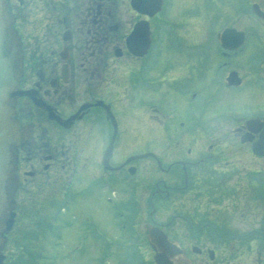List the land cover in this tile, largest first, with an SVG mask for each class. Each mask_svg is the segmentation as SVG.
Instances as JSON below:
<instances>
[{"label": "flooded vegetation", "instance_id": "af4514ba", "mask_svg": "<svg viewBox=\"0 0 264 264\" xmlns=\"http://www.w3.org/2000/svg\"><path fill=\"white\" fill-rule=\"evenodd\" d=\"M8 4L21 41L23 67L18 83L22 94L15 104L19 138L15 146L17 186L11 230L27 218V227L33 225L31 228L37 232L56 233L65 239L69 230L75 236L82 234L81 242L86 235V243L95 245L98 196L111 205V218L116 217L123 231L140 226V208L137 201L131 203L135 189L131 193L129 177V168L134 166L135 173L137 166L135 160L125 163L131 153L115 159L117 143L129 138L130 126L125 122L132 118L139 121L140 112L151 121H164L162 73L153 71L162 55L164 36L175 39L170 33L174 32L171 27H175L172 21L177 16L178 0H8ZM239 50L227 51L217 45L221 61L214 65L220 74V87L237 91L236 96L248 87L235 68L226 69L223 64ZM233 70L241 78L239 85L228 82ZM151 73L157 76L147 79ZM176 76L179 73L174 72L167 78ZM146 89L155 90L154 96L146 98ZM190 97L188 116L193 118L198 103L203 101L193 92ZM217 117L220 129L208 127L205 132L214 136L231 134L236 151L248 144L250 153V144L240 141L244 121L247 117L258 118L264 127V112L241 115L227 129L221 127L222 114ZM111 139L112 153L104 168L101 159ZM215 148L209 143L205 153L193 156L189 148L184 154L173 146L146 157L156 169L147 206L158 215L166 202H173V212L166 221L156 214L154 219L153 212H148L149 221L141 224L142 237L153 250L147 228L156 225L178 248L167 257L166 264H258L256 257L249 262L231 259L239 255L243 241L258 240L259 232L264 230V212L256 227L245 232L232 228L221 212L227 194L225 178H215L214 173L204 178L195 176L200 167H215ZM202 196L207 206L213 204V211H195L194 201ZM259 197L264 201V194ZM252 200L257 210V189ZM200 233L202 240H197ZM133 243L140 246L139 242ZM226 249L229 252L224 257L222 250Z\"/></svg>", "mask_w": 264, "mask_h": 264}, {"label": "rangeland", "instance_id": "374dc122", "mask_svg": "<svg viewBox=\"0 0 264 264\" xmlns=\"http://www.w3.org/2000/svg\"><path fill=\"white\" fill-rule=\"evenodd\" d=\"M253 1L264 10V0H178L175 9L177 16L172 21L175 27H171L174 32L169 35L175 39L168 40L167 36H164L165 40L160 47L162 55L158 58L156 69L153 71L160 70L162 73L158 72L162 75L160 87L163 90L164 121H151L140 112L139 121L132 118L128 123L125 122L130 126L129 138H123L122 142L119 139L115 156L116 159L125 153L145 152L142 150L147 149L158 154L165 151L166 147L173 146L179 147L184 154L189 148L192 155L196 156L205 153L209 143H214L216 148L213 156L218 158L215 162L216 168L200 167L195 170V176L204 178L214 173L215 178L221 176L225 178L223 183L227 193L224 199L225 207L222 210L220 207L218 211L221 210L223 218L230 222L232 228L236 227L243 232L256 227V222L260 223L263 220L264 201L259 196L263 197L264 194V158L249 153L248 144H242L241 149L236 151L233 143L235 139L231 134L224 136L220 133L214 136L208 135L205 130L208 127L220 129L217 127L218 114L224 117L220 119L223 123L221 127L227 129L232 126L230 123L232 120L238 119L244 111L246 113L252 110L255 105L264 110V23L252 13ZM224 26H233L248 33V42L246 45L244 43L242 50L227 58L228 62L223 64L226 69L235 68L242 76L244 86L248 87L245 91L241 89L239 96L235 95L237 91L233 93L230 89L220 87V74L214 68L215 63L221 59L216 52L219 43L215 40L214 34ZM189 57H193V60H188ZM182 70L185 72H181ZM174 72L179 73V76L167 78ZM155 74H148L147 79H151ZM132 81L133 78L130 82ZM154 91L146 89L144 91L146 98L153 97ZM191 91L197 95L199 101H203L198 103L193 119L187 116L188 101L192 99ZM220 107H224L222 112ZM181 120H184V124H180ZM138 129L143 130L139 133L136 131ZM168 155L166 154L167 157ZM134 162L137 169L129 176L130 191L133 193L135 189V196L131 195V199L134 196L137 200H131V203L138 202L140 213L137 216L140 217L142 224L149 221L148 212H153L147 204L149 194L154 189L156 169L155 163L146 157ZM256 189L257 210L256 202L252 200ZM114 192L117 196V191ZM206 203L205 196L196 199L195 211L197 209L213 211L211 208L213 204L207 206ZM172 205L173 202H166L158 215L157 212H153V218L155 219L156 214L160 220H168L173 212ZM110 207L104 197L98 196L95 215L97 214L99 218V231L95 245L86 243L89 242L86 235L82 243V234L75 236L69 230L65 239L62 235V238H57L56 233L37 232L31 228L33 225L27 227V218L22 219L19 226L8 233V241L3 249L5 254L3 264H155L154 251L142 237L143 225L131 229L127 227L126 231H121L116 217L111 218ZM134 207L131 209L134 210ZM195 219L197 220L196 217ZM208 220L219 224L214 218ZM81 224H84L83 221ZM263 232L264 230L259 232L258 240L253 238L243 241L239 255L231 260L249 262L256 257L258 264H264ZM130 233L137 235L133 236ZM200 234L197 240H202L203 233ZM55 241L57 244H54ZM108 241H111L110 246L106 244ZM133 242H139L140 246H132ZM76 244L78 247H75ZM98 246L102 248L101 254L97 253ZM222 252L225 257L229 250ZM51 255L56 258L53 260Z\"/></svg>", "mask_w": 264, "mask_h": 264}, {"label": "water", "instance_id": "95a60500", "mask_svg": "<svg viewBox=\"0 0 264 264\" xmlns=\"http://www.w3.org/2000/svg\"><path fill=\"white\" fill-rule=\"evenodd\" d=\"M254 12L262 17L264 13L253 4ZM219 38L222 45L227 48H236L243 40V33L234 28H225ZM21 49L19 36L13 28V16L11 15L6 0H0V264L4 259L2 253L6 241V233L13 223L14 213L12 211L14 192L17 186L15 175V146L18 140V124L15 116V97L19 92L16 90L22 71ZM228 81L232 84L240 82L235 72H231ZM261 123L251 119L247 121L248 132L241 136V141L251 140L253 134L261 128ZM112 141V139H111ZM111 142L109 143L103 162L106 164L111 153ZM252 151L258 155H264V128L259 133L257 140L251 143ZM147 155L139 154L129 157H141ZM148 238L153 241L151 246L158 250L154 259L158 264H166L167 257L176 252L173 244L166 240L165 234L156 226L147 228Z\"/></svg>", "mask_w": 264, "mask_h": 264}]
</instances>
